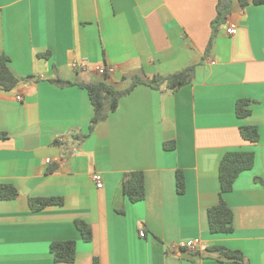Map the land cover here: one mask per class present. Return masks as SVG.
I'll list each match as a JSON object with an SVG mask.
<instances>
[{
    "label": "crops",
    "instance_id": "1",
    "mask_svg": "<svg viewBox=\"0 0 264 264\" xmlns=\"http://www.w3.org/2000/svg\"><path fill=\"white\" fill-rule=\"evenodd\" d=\"M219 1L0 0V55L20 80L0 88V186L18 191L0 200V264H240L208 251L215 246L264 264V5L234 0L214 28ZM83 61L88 71L73 68ZM193 65L190 84L175 92L139 85L90 131L94 106L79 83L123 89L134 75ZM240 99L252 101L246 120L236 114ZM243 125L258 127V143L242 138ZM234 151L253 152L255 164L222 195L220 163ZM129 172L144 173L141 202L124 194ZM33 198L63 204L34 211ZM221 198L234 230L212 234L208 211ZM78 220L91 226V242ZM67 240L77 243L76 261L58 263L51 245ZM195 240L198 251L182 248Z\"/></svg>",
    "mask_w": 264,
    "mask_h": 264
},
{
    "label": "trees",
    "instance_id": "2",
    "mask_svg": "<svg viewBox=\"0 0 264 264\" xmlns=\"http://www.w3.org/2000/svg\"><path fill=\"white\" fill-rule=\"evenodd\" d=\"M234 0H220L218 5L217 17L213 23L214 28L224 23L233 10ZM241 7L249 4L264 5V0H238ZM10 58L6 55H0V88L11 91L16 88L20 82L19 78L12 72L9 66ZM195 66H188L178 72L166 75L146 78L143 75H134L131 78V84L126 88H117L114 85L100 80L90 83H79L89 93L94 106V116L91 120L90 131L105 122L110 113L116 111L120 99L129 95L137 86L146 85L153 89H163L165 91L175 92L190 84L194 78ZM66 84V83H65ZM67 84H70L67 82ZM252 101L249 99H240L236 103V114L240 120H246L251 116ZM241 136L244 140L251 143H258L260 133L257 126L243 125L240 127ZM84 139L87 136L83 137ZM60 145H62L60 143ZM255 164V154L253 152L234 151L227 152L223 157L219 167V179L221 193L226 194L233 190L234 183L239 175L251 170ZM176 188L180 195L186 192L185 176L182 171L176 173ZM123 191L131 203H138L145 199V178L143 172H129L124 176ZM18 191L12 185L0 186V200H12L16 198ZM34 211L42 210L47 206L62 205V198H33L29 201ZM234 215L231 208L221 198L220 203L208 211V222L212 234H229L233 232ZM77 229L81 232L85 242H91L93 232L91 226L85 221L76 222ZM208 251L219 253L224 260L249 264L245 256L240 251L230 250L223 246L209 248ZM51 253L58 263H74L77 256V243L74 240L56 241L51 245ZM95 264H98L95 261Z\"/></svg>",
    "mask_w": 264,
    "mask_h": 264
},
{
    "label": "built area",
    "instance_id": "3",
    "mask_svg": "<svg viewBox=\"0 0 264 264\" xmlns=\"http://www.w3.org/2000/svg\"><path fill=\"white\" fill-rule=\"evenodd\" d=\"M227 33L229 35H235V34H237V29L234 28V27H230V28L227 29ZM72 66L75 69H81V70H84V71H88L90 69L89 65L85 61L80 62V63L74 62L72 64ZM96 71L101 76L112 75V74L115 73V69L113 67H109V68L98 67L96 69ZM18 100H22V97H18ZM47 162L51 163L52 161H51V159H48ZM91 178H92V181L95 183V185H96V187L98 189H102L104 187V178H103L101 173H98V172L93 173L91 175ZM140 235H141V237H145L146 233L143 231V232H141ZM199 244H200L199 241H196V240L195 241H190L188 243L182 244V248L196 252V251L199 250Z\"/></svg>",
    "mask_w": 264,
    "mask_h": 264
}]
</instances>
